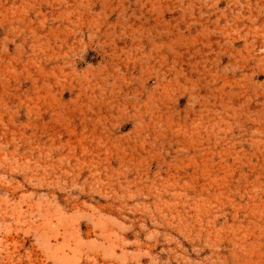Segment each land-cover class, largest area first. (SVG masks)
<instances>
[{
	"label": "rangeland",
	"instance_id": "374dc122",
	"mask_svg": "<svg viewBox=\"0 0 264 264\" xmlns=\"http://www.w3.org/2000/svg\"><path fill=\"white\" fill-rule=\"evenodd\" d=\"M0 264H264V0H0Z\"/></svg>",
	"mask_w": 264,
	"mask_h": 264
}]
</instances>
